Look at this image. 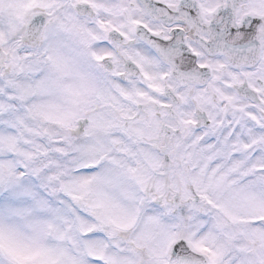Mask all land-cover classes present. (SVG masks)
<instances>
[{
    "label": "snow or ice",
    "instance_id": "1",
    "mask_svg": "<svg viewBox=\"0 0 264 264\" xmlns=\"http://www.w3.org/2000/svg\"><path fill=\"white\" fill-rule=\"evenodd\" d=\"M0 264H264V0H0Z\"/></svg>",
    "mask_w": 264,
    "mask_h": 264
}]
</instances>
